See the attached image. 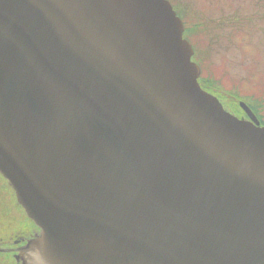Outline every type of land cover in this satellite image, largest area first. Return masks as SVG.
<instances>
[{
    "label": "water",
    "instance_id": "obj_1",
    "mask_svg": "<svg viewBox=\"0 0 264 264\" xmlns=\"http://www.w3.org/2000/svg\"><path fill=\"white\" fill-rule=\"evenodd\" d=\"M167 0H0V175L21 264H264V126L227 112Z\"/></svg>",
    "mask_w": 264,
    "mask_h": 264
},
{
    "label": "rangeland",
    "instance_id": "obj_2",
    "mask_svg": "<svg viewBox=\"0 0 264 264\" xmlns=\"http://www.w3.org/2000/svg\"><path fill=\"white\" fill-rule=\"evenodd\" d=\"M169 2L188 30L199 79L209 82L225 107L235 109L242 97L264 120V0ZM3 263L12 264L0 254Z\"/></svg>",
    "mask_w": 264,
    "mask_h": 264
},
{
    "label": "flooded vegetation",
    "instance_id": "obj_3",
    "mask_svg": "<svg viewBox=\"0 0 264 264\" xmlns=\"http://www.w3.org/2000/svg\"><path fill=\"white\" fill-rule=\"evenodd\" d=\"M173 9L175 11L174 7ZM175 13L178 15L176 11ZM178 17L180 18L179 15ZM185 30L184 27V31ZM198 82L205 92L217 98L223 107H225L222 98L211 91L208 81L202 82V80L199 79ZM237 117L239 119H245V117ZM39 233V229L26 217L22 208L17 204L14 192L8 182L0 175V254L6 255L9 262L11 261L12 264H21V262L17 260L19 251L28 241L38 236ZM4 237H6L5 240Z\"/></svg>",
    "mask_w": 264,
    "mask_h": 264
},
{
    "label": "trees",
    "instance_id": "obj_4",
    "mask_svg": "<svg viewBox=\"0 0 264 264\" xmlns=\"http://www.w3.org/2000/svg\"><path fill=\"white\" fill-rule=\"evenodd\" d=\"M178 16V15H177ZM180 16V15H179ZM181 18V17H180ZM181 20H182V18H181ZM183 22V21H182ZM183 25H184V22H183ZM187 32H188V30L186 29L185 31H184V35H183V37L185 38V39H187V37H188V35H187ZM188 40V39H187ZM189 41V40H188ZM190 42V41H189ZM191 43V42H190ZM192 45V44H191ZM193 47V46H192ZM239 101H242V97L241 98H238L237 99V101H236V104H235V109L234 108H231V106L230 107H225V109L227 110V111H229L230 113H232V114H235L236 116H240V117H244V114H243V112L239 109V107H238V103L237 102H239ZM244 101V100H243ZM247 103V102H246ZM249 106H250V108H251V110H252V112L256 115V117H257V119L259 120V122H260V124L262 125V126H264V120H263V116L262 115H260V112H259V110L260 109H257V107H255V106H252L251 104H249V103H247ZM263 110H264V107H263Z\"/></svg>",
    "mask_w": 264,
    "mask_h": 264
}]
</instances>
